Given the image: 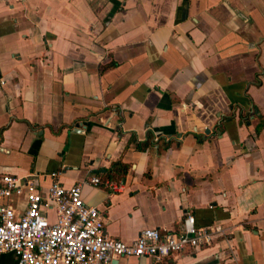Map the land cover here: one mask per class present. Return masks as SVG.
<instances>
[{
    "label": "crops",
    "instance_id": "0c3cea01",
    "mask_svg": "<svg viewBox=\"0 0 264 264\" xmlns=\"http://www.w3.org/2000/svg\"><path fill=\"white\" fill-rule=\"evenodd\" d=\"M262 115L264 0H0V173L79 182L124 241L186 211L224 228L116 264H264ZM115 161L119 190L90 182ZM11 198L23 212L25 191Z\"/></svg>",
    "mask_w": 264,
    "mask_h": 264
},
{
    "label": "built area",
    "instance_id": "2783aa9c",
    "mask_svg": "<svg viewBox=\"0 0 264 264\" xmlns=\"http://www.w3.org/2000/svg\"><path fill=\"white\" fill-rule=\"evenodd\" d=\"M44 189L38 188L39 174L0 173V253L12 251L17 264H116L124 256L152 257L159 261L172 252L210 245L224 233L221 225H197L192 212H184L175 228L143 227L131 241L111 236L105 229L106 216L81 196V184L62 185L57 172ZM93 184L119 190L113 179ZM25 191L27 205L17 213L13 193ZM54 212V218H53Z\"/></svg>",
    "mask_w": 264,
    "mask_h": 264
},
{
    "label": "trees",
    "instance_id": "16d2710c",
    "mask_svg": "<svg viewBox=\"0 0 264 264\" xmlns=\"http://www.w3.org/2000/svg\"><path fill=\"white\" fill-rule=\"evenodd\" d=\"M263 123H264V115H262L261 118L259 119V122L255 126V130L258 131L260 129V127L263 125ZM153 137H154L153 133L150 131H147L144 140H142V141L137 140L134 135H131L129 140H130V142L134 143V146L137 150H144L149 145H151L152 143L155 142ZM163 144H164V146H167L168 142H164ZM128 166H129V164L126 162L115 161L110 165L109 168H107V170L102 174V176L99 174H98V176L100 177L101 181H103L104 179H113L116 181H120L121 178L127 172Z\"/></svg>",
    "mask_w": 264,
    "mask_h": 264
},
{
    "label": "water",
    "instance_id": "95a60500",
    "mask_svg": "<svg viewBox=\"0 0 264 264\" xmlns=\"http://www.w3.org/2000/svg\"><path fill=\"white\" fill-rule=\"evenodd\" d=\"M79 125H78V123H75L74 124V127L76 128V130H83L82 128H80V127H78ZM206 131H208V129H206Z\"/></svg>",
    "mask_w": 264,
    "mask_h": 264
}]
</instances>
